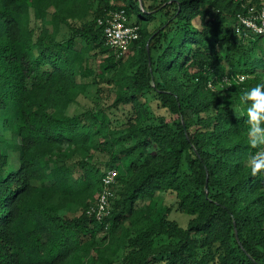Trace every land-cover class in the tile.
I'll return each mask as SVG.
<instances>
[{
    "label": "trees",
    "instance_id": "obj_1",
    "mask_svg": "<svg viewBox=\"0 0 264 264\" xmlns=\"http://www.w3.org/2000/svg\"><path fill=\"white\" fill-rule=\"evenodd\" d=\"M252 5L0 0V264H264V174L248 168L258 148L240 104L264 83V34L239 20ZM121 9L140 38L118 58L98 19ZM81 76L113 102L69 114ZM113 168L99 221L89 210Z\"/></svg>",
    "mask_w": 264,
    "mask_h": 264
},
{
    "label": "built area",
    "instance_id": "obj_2",
    "mask_svg": "<svg viewBox=\"0 0 264 264\" xmlns=\"http://www.w3.org/2000/svg\"><path fill=\"white\" fill-rule=\"evenodd\" d=\"M239 20L241 26L256 34H264V5L260 8L255 5L250 6L247 13L239 14ZM98 22L104 25L106 41L118 58L125 57L132 49L134 42L140 38V26L129 20L125 9L112 10L105 17L99 18ZM236 78L243 81L246 76L238 74ZM224 81L230 83V78L225 77ZM117 176L116 168L107 171L96 204L89 210V213L94 214L99 221L111 213L116 197Z\"/></svg>",
    "mask_w": 264,
    "mask_h": 264
},
{
    "label": "rangeland",
    "instance_id": "obj_3",
    "mask_svg": "<svg viewBox=\"0 0 264 264\" xmlns=\"http://www.w3.org/2000/svg\"><path fill=\"white\" fill-rule=\"evenodd\" d=\"M93 4V10H96L99 5V0H91ZM264 2V0H262ZM132 20H136V15H133L131 17ZM68 34V29L66 27L63 28V32L61 37H64ZM107 57V54L98 57L93 67L94 69H99V64L102 62V59ZM96 77V76H95ZM94 76L92 77H80V81L87 83V89L84 94H82L77 103L72 104V106L69 108V114H77L80 112H83L84 110L88 109L92 106H97L100 104H111L114 100V94L113 89L108 86L105 82H98L96 83V79ZM95 79V80H94ZM98 91L101 93L99 94ZM118 114L121 115L122 112L118 111ZM102 159L107 160L109 159L110 155L109 153L101 154ZM176 198L173 193H157V196L155 198L154 204L157 208L161 210H166V208L170 205H174L175 208L170 213V218L178 221L181 226L186 227L188 225V222L190 220V216L188 214H185L183 212H180L176 210ZM173 206V207H174ZM68 210L76 213H81V209L78 208L75 205H70ZM104 235V234H102Z\"/></svg>",
    "mask_w": 264,
    "mask_h": 264
},
{
    "label": "clouds",
    "instance_id": "obj_4",
    "mask_svg": "<svg viewBox=\"0 0 264 264\" xmlns=\"http://www.w3.org/2000/svg\"><path fill=\"white\" fill-rule=\"evenodd\" d=\"M240 104L246 107L249 143L258 151L249 157L248 168L253 176L264 174V83L243 92Z\"/></svg>",
    "mask_w": 264,
    "mask_h": 264
}]
</instances>
